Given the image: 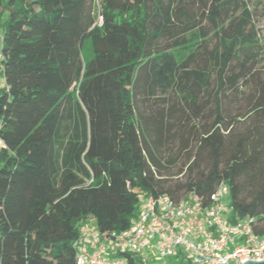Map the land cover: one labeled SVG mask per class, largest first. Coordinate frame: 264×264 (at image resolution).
I'll use <instances>...</instances> for the list:
<instances>
[{"label":"trees","instance_id":"16d2710c","mask_svg":"<svg viewBox=\"0 0 264 264\" xmlns=\"http://www.w3.org/2000/svg\"><path fill=\"white\" fill-rule=\"evenodd\" d=\"M263 18V0H0V264H76L89 221L120 232L143 194L209 203L220 183L264 234Z\"/></svg>","mask_w":264,"mask_h":264},{"label":"built area","instance_id":"2783aa9c","mask_svg":"<svg viewBox=\"0 0 264 264\" xmlns=\"http://www.w3.org/2000/svg\"><path fill=\"white\" fill-rule=\"evenodd\" d=\"M2 40L0 33V48ZM228 192L220 183L209 203L195 192L180 199L143 194L139 213L127 229L103 234L92 220L82 227L74 242L76 264H128L123 253L139 256L141 264H245L264 259V234L254 229V218L233 215L234 208L225 203Z\"/></svg>","mask_w":264,"mask_h":264},{"label":"rangeland","instance_id":"374dc122","mask_svg":"<svg viewBox=\"0 0 264 264\" xmlns=\"http://www.w3.org/2000/svg\"><path fill=\"white\" fill-rule=\"evenodd\" d=\"M264 1V0H263ZM259 28H260V33H261V39L264 41V18L261 19L259 21ZM199 67L201 68H205L207 65V59L204 58L199 62ZM263 65H264V61H263ZM3 69H4V65L2 62H0V86H4L5 85V75L3 73ZM176 149L173 147H167L165 149H163V152H165V155H170L172 151H175ZM177 150H179L177 148ZM184 161V159H181L180 162L174 167V171H177L179 169V167L182 165V162ZM174 178H178L179 180L185 181V175H180V176H174ZM230 201V193L228 192V194L226 195L225 198V203H229ZM93 223H95V220H93ZM160 259H157L156 261H159Z\"/></svg>","mask_w":264,"mask_h":264},{"label":"water","instance_id":"95a60500","mask_svg":"<svg viewBox=\"0 0 264 264\" xmlns=\"http://www.w3.org/2000/svg\"><path fill=\"white\" fill-rule=\"evenodd\" d=\"M245 264H264V259L250 260V261L246 262Z\"/></svg>","mask_w":264,"mask_h":264},{"label":"crops","instance_id":"0c3cea01","mask_svg":"<svg viewBox=\"0 0 264 264\" xmlns=\"http://www.w3.org/2000/svg\"><path fill=\"white\" fill-rule=\"evenodd\" d=\"M93 221V220H92Z\"/></svg>","mask_w":264,"mask_h":264}]
</instances>
